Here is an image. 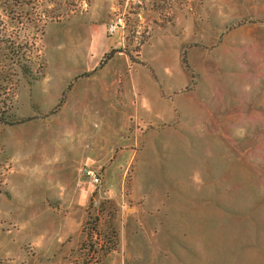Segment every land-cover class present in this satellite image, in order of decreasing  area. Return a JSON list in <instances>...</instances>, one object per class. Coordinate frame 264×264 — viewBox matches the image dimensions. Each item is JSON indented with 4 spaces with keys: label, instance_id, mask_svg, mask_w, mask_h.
I'll return each instance as SVG.
<instances>
[{
    "label": "rangeland",
    "instance_id": "374dc122",
    "mask_svg": "<svg viewBox=\"0 0 264 264\" xmlns=\"http://www.w3.org/2000/svg\"><path fill=\"white\" fill-rule=\"evenodd\" d=\"M83 8L0 0V264H264V0H123L119 45Z\"/></svg>",
    "mask_w": 264,
    "mask_h": 264
},
{
    "label": "crops",
    "instance_id": "0c3cea01",
    "mask_svg": "<svg viewBox=\"0 0 264 264\" xmlns=\"http://www.w3.org/2000/svg\"><path fill=\"white\" fill-rule=\"evenodd\" d=\"M69 1L74 2L76 5L82 8H83V4H85L86 7L84 6L83 8L84 11H82L81 9L78 11L79 13L84 12L83 16L82 14L75 13V11L67 12L66 16L69 17L72 21V24H71L72 30L75 32L77 31V32L83 33V38H85V40H87L90 43L92 42V44H95L96 42H98L102 34L104 33L106 34L105 32L106 30L104 27L105 21L107 22L108 20H110L109 19L110 16H112L114 13H117L120 10V8H122L123 6V0H69ZM81 4L82 6H80ZM106 36L109 41V44L111 40L117 45L121 44V32L117 31L116 33L111 34V35L106 34ZM72 39L74 40V42L78 41V37H75ZM104 43H108L106 39ZM152 43L156 44L157 40L153 39ZM176 45H178V49H176L178 51L181 48L180 41H178ZM172 57L175 58V54H173ZM159 59L162 64H166L169 61L168 60L169 57L165 56L164 54L160 55L158 60ZM98 61L99 59L97 58L96 64H98ZM93 69H95V72H99L101 77H99L98 85L95 88H92L90 90V96L95 95V97H97L98 95H100L101 98L103 96H107L108 78L106 74L103 72V70H101L102 68L97 67ZM166 73L171 74L170 75V85H172L174 83L173 81H175L172 75V73L174 72L173 70L172 71L170 70V71H167ZM88 74L90 75L93 73L91 72L85 73V75H88ZM143 74L145 75L147 81H149V77L147 73H143ZM187 78H188V75L185 74V79ZM103 80H105V84ZM152 94L154 95V93ZM148 95L149 94H144L146 101L150 100L148 99ZM151 104L154 105L153 102H151ZM84 239H85V235L83 233H80L76 243H78L79 241H84ZM93 264H131V263H130V260L127 258L126 253L124 252V248H122L120 243H118L117 250L111 253L100 255L99 258L95 259Z\"/></svg>",
    "mask_w": 264,
    "mask_h": 264
},
{
    "label": "trees",
    "instance_id": "16d2710c",
    "mask_svg": "<svg viewBox=\"0 0 264 264\" xmlns=\"http://www.w3.org/2000/svg\"><path fill=\"white\" fill-rule=\"evenodd\" d=\"M10 43L7 44V41L5 39H3V37H0V45L3 44L4 45V48H7L8 50H10V52L14 53L15 56L17 57H20L22 56L21 54H18L21 50H26V46H24V43H17V42H14L13 40H9ZM17 43V44H15ZM33 49V48H31ZM35 51H36V55H38L37 53V48H35ZM20 67V71L23 73V74H27L28 73V68H26L24 65H19ZM0 80H1V84H0V87L2 89L3 92H8L9 88H12V86L15 84L12 80L11 77H8V75H4V76H0ZM0 121L3 122V123H12L10 122V120H7L2 114H0Z\"/></svg>",
    "mask_w": 264,
    "mask_h": 264
},
{
    "label": "built area",
    "instance_id": "2783aa9c",
    "mask_svg": "<svg viewBox=\"0 0 264 264\" xmlns=\"http://www.w3.org/2000/svg\"><path fill=\"white\" fill-rule=\"evenodd\" d=\"M83 6H85V4H83ZM122 21H121V16H117L116 18H114L113 20L109 21L107 24V31L109 33H113L116 28H118L119 26H122ZM86 175L89 176L94 182L98 181V177L97 175L94 173L93 170L87 169L86 170Z\"/></svg>",
    "mask_w": 264,
    "mask_h": 264
}]
</instances>
